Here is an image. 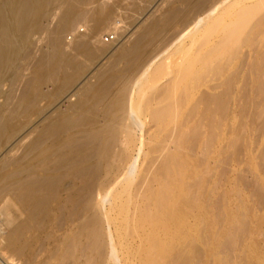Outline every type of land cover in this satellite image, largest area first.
<instances>
[{
  "label": "bare ground",
  "instance_id": "obj_1",
  "mask_svg": "<svg viewBox=\"0 0 264 264\" xmlns=\"http://www.w3.org/2000/svg\"><path fill=\"white\" fill-rule=\"evenodd\" d=\"M103 1L0 0V254L260 264L217 186L264 204V0Z\"/></svg>",
  "mask_w": 264,
  "mask_h": 264
},
{
  "label": "rangeland",
  "instance_id": "obj_2",
  "mask_svg": "<svg viewBox=\"0 0 264 264\" xmlns=\"http://www.w3.org/2000/svg\"><path fill=\"white\" fill-rule=\"evenodd\" d=\"M100 1V0H99ZM115 1H117V0H106L104 3L106 4V5H109V6H111L112 4L114 5V3H115V5H116V2ZM126 1V0H125ZM132 1V0H131ZM130 0H129V2H131ZM158 0H154L153 2H152V5H149V6H151V7H153V5L157 2ZM102 2V3H103ZM110 2V3H109ZM112 2V3H111ZM121 2H123L122 0L120 1V0H118L117 1V3H119L118 4V8L119 7H122L123 5L125 6V3H127L128 1H126V2H124V4L122 5V4H120ZM159 2H161V0H159ZM101 3V2H100ZM151 4V3H150ZM59 6V8H60V6L61 5H59L58 3H56L55 4V8H57ZM150 7V8H151ZM93 8L94 9H92V6H90V7H88V9H87V16H89L90 14H92L94 11L93 10H95V6H93ZM58 9V8H57ZM59 10V9H58ZM91 10V11H90ZM115 11V12H114ZM113 12H114V15H115V13H118L119 12V10L117 11L116 9L114 10ZM92 12V13H91ZM88 13H90V14H88ZM113 15V16H114ZM117 15V14H116ZM115 15V17H112L111 19V22L113 21V23H119V20H120V17L119 16H116ZM90 17V16H89ZM119 17V18H118ZM117 18V19H116ZM90 19V18H89ZM89 19L88 18H85V19H82V20H85V21H81V20H79L78 22H80V23H78L77 22V28H73V30L74 29H77L76 31H78L79 29H78V26H79V28L81 27V28H84L85 26V22L88 24V25H92L93 24V22L90 20V22H88L89 21ZM116 19V20H115ZM86 20H88V21H86ZM117 21V22H116ZM84 25H83V24ZM89 23H92V24H89ZM81 24H82V26H81ZM87 24H86V26H87ZM76 25H74V26H72V27H75ZM120 25V24H119ZM71 27V28H72ZM69 29V32H68V35H66L65 34V36H66V39H70L71 37H70V35L73 33V30L72 29ZM109 29V27H107V29L106 30H108ZM129 29H131V27L129 28ZM70 31L72 32V33H70ZM75 31V30H74ZM75 31V32H76ZM109 32H111V30L109 31ZM69 33H70V35H69ZM108 33V32H107ZM107 33L105 32L104 34L105 35H107ZM74 34V33H73ZM103 34V36H105ZM109 34V33H108ZM19 141H18V138H16V139H14L11 143H9V145L7 146L8 148L10 147V146H12V145H16L17 143H18ZM231 151H234V150H231ZM242 157H243V162H241L242 161ZM241 159V160H240ZM236 162H239V163H236ZM241 162V163H240ZM224 166V165H223ZM222 166V164L221 163H219L218 164V175H220L219 173H220V168L221 167H223ZM231 172H230V174L228 175V179L231 181V185H226L227 183L225 182L224 183V181L223 182H219V184H218V196L219 195H222L221 193H222V190H223V195H225V187H229V195H230V197H229V199L231 200V202H230V208L233 210V211H235V212H239V211H241V213H244V211H243V206H245L246 207V209L250 212V214L248 215V218H247V220H248V222H249V224L251 225L250 227L252 228L253 226H254V224H256L257 222H260V221H264V204H261V201L259 200L260 198H259V196L258 195H254V194H252L251 193V191H249V189L247 188V187H245L244 188V185L243 184H240V182L238 181L239 179H237V178H240V177H237V176H241V174L243 175V177H245L246 178V176L247 177H250V176H253V175H255L256 176V174L258 175L260 172L258 171V170H254L253 169V171L250 169V171L248 170V168H247V171H245L246 170V153L245 154H243V155H240L239 157H238V159L237 160H235V161H233L232 163H231ZM244 169V170H243ZM245 171V172H244ZM252 171V172H251ZM240 173V174H239ZM260 175V174H259ZM238 181V182H237ZM238 184V185H237ZM252 198V199H251ZM259 202H260V204H259ZM21 210V209H20ZM260 234H262L261 236H257V234L255 235H251L252 237L251 238H253L252 240H256L257 241V247H258V250H259V252L261 253V263L260 264H264V236H263V234H264V227L263 228H261L259 231H258ZM57 234L61 237V239H60V242L64 239V237L63 236H65V234H64V231H62V230H58L57 231ZM245 235L244 236H241V239L242 240H244L245 239ZM250 239V238H249ZM53 240H55V241H53ZM41 241L42 242H45L46 240H45V236L42 234V236H41ZM3 242V240H1L0 241V243H2ZM47 243V242H46ZM44 244V248L45 249H41V250H43V251H41L40 250V252H39V254L37 255V258L35 259L36 261H34L35 263H32V262H29L28 261V258H27V256H25V255H20V254H10V253H7V254H3V255H1L0 254V262L2 263L3 262V264H43L44 262H46L47 260L46 259H44L45 257L48 259V262L47 263H49V264H52V263H54V264H56L57 263V259L55 258L56 257V253L58 252V250H59V246H58V242L56 241V239H52V241H50V243L48 242L47 244ZM247 243V242H246ZM46 245V246H45ZM48 249H47V248ZM46 249H47V251H46ZM45 252H46V255H44L45 254ZM48 252V253H47ZM42 254V255H41ZM50 254V255H49ZM54 255V258H53V255ZM11 255V256H10ZM41 255V256H40ZM44 255V256H43ZM48 255V256H47ZM50 256H52V258L50 257ZM40 257H42V258H40ZM44 257V258H43ZM41 260H40V259ZM50 258V259H49ZM44 259V261H43V263H42V260ZM39 262H38V261ZM52 261V263H50ZM11 262V263H10ZM38 262V263H37ZM46 263V264H47ZM45 264V263H44Z\"/></svg>",
  "mask_w": 264,
  "mask_h": 264
},
{
  "label": "built area",
  "instance_id": "obj_3",
  "mask_svg": "<svg viewBox=\"0 0 264 264\" xmlns=\"http://www.w3.org/2000/svg\"><path fill=\"white\" fill-rule=\"evenodd\" d=\"M113 39H114V34H107V35H105V38H104V40L106 42L112 41ZM1 236H2V230H1V227H0V238H1Z\"/></svg>",
  "mask_w": 264,
  "mask_h": 264
}]
</instances>
